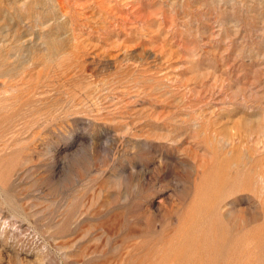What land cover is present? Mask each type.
I'll return each instance as SVG.
<instances>
[{
	"label": "rangeland",
	"instance_id": "374dc122",
	"mask_svg": "<svg viewBox=\"0 0 264 264\" xmlns=\"http://www.w3.org/2000/svg\"><path fill=\"white\" fill-rule=\"evenodd\" d=\"M0 264H264V0H0Z\"/></svg>",
	"mask_w": 264,
	"mask_h": 264
}]
</instances>
